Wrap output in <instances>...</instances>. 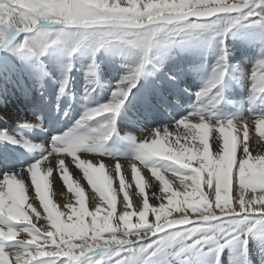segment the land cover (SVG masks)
I'll return each instance as SVG.
<instances>
[{"label": "snow or ice", "instance_id": "obj_1", "mask_svg": "<svg viewBox=\"0 0 264 264\" xmlns=\"http://www.w3.org/2000/svg\"><path fill=\"white\" fill-rule=\"evenodd\" d=\"M73 17L95 20L98 27H106L109 22L139 18L143 21V27L130 30L134 33H149L154 27H159L169 31L170 35H176L185 28L203 27L223 35L236 24L250 19L254 24L264 25V0H184L183 4L181 0H0V41L11 39L20 32H36L41 38L38 43L48 40L56 43L59 39H53L49 32L39 30V26L46 21ZM158 20L162 23L155 25L153 21ZM34 21L36 23H33ZM115 38L142 50L146 57L156 35L151 33ZM113 39L111 34H106L101 35L97 42ZM84 40L86 37H79L72 43L79 46ZM20 47L23 48L24 45ZM225 59L224 55L219 57L221 63L213 69L211 77L206 81L202 91L197 94L198 96H207L221 83L224 76L221 68ZM142 67V64L138 66L117 86L110 102L88 109L82 120L77 122V127H80L83 121L115 113L123 103V98L128 95V90L135 85ZM250 79L253 81L254 90L264 92V59L254 66ZM63 91L61 87V92ZM249 120H236L235 124L233 120H228L211 125L203 117H200L196 123H192L188 117L178 122L175 132H170L167 128L162 132L156 130L151 137L141 140L134 158L129 160L132 161L131 181L126 180L120 161L109 167L103 162L93 163L82 159L79 155L96 148L100 138L107 139L110 126L92 129L85 135H74L73 132H69L55 136L51 152L32 164L27 169L26 175L18 177L15 174H5L3 179H0V230L5 234L10 230L15 233L11 238L7 235L0 237V264H76L86 252L94 249H104L113 245L122 246L128 244L130 238L134 236L139 239L162 233L166 229H176L153 246L155 252L152 254L155 255L177 237L182 239L191 235L186 226L218 219L227 222L206 231L212 233L219 231L228 236L243 232L246 228L251 230L248 217L264 216V174L260 172L261 167H264L262 163L264 152L257 150L253 154L250 148ZM255 124V131L259 134L260 140H264V135L257 131L258 125H264V117L255 118ZM237 125L242 128V133ZM181 126L184 127L183 132L179 131ZM210 130L217 132V136L212 141L214 151H210ZM233 131H236V134H232ZM233 137L236 138L235 151H233ZM225 142L228 146L227 156H225ZM162 156L173 159H162ZM53 157L56 160L55 167L42 169V165ZM65 157H71L72 164L82 171L87 185L95 194L92 197L94 202L92 210L85 206L86 190L79 180L72 177L65 163ZM175 160H180L190 167H181L174 162ZM141 167L148 171L151 180L157 184L149 183L142 175ZM222 169L224 172L230 170V182L222 178ZM154 170H159V177L154 174ZM54 171L58 172L66 191L72 195V199L63 205L66 211L60 210L51 198L50 178ZM69 176L71 179L66 183ZM169 176L171 179L168 178ZM140 177L144 182L142 187L137 184ZM117 178L118 190L114 188V181ZM194 179L197 183L193 182ZM175 181L179 182L178 186H174ZM132 182L136 194L142 198V202L138 201L135 206L130 199ZM218 183L221 185L219 202L217 201ZM225 183H228L227 189L223 186ZM45 184L48 186V196L51 198L50 205L47 201L42 204L36 191L37 186L43 191ZM69 184L82 189L83 194L70 190ZM150 187H156L158 191L149 193L147 189ZM204 188L207 191H204ZM234 188L237 191L235 197L230 194ZM26 189L34 190L35 198L39 200L43 213L34 206V203L28 201ZM121 193L123 209L117 214L118 196ZM150 196L159 202L158 206L150 204ZM224 196H228V199L224 200ZM201 198L206 203H199ZM170 199L171 205H169ZM165 208L169 215H165ZM145 212L146 223L141 226L140 216ZM10 213L11 215L26 214L31 222L17 223L10 218ZM102 213L106 214L102 215ZM149 213L154 216V222H149ZM173 213L180 215L174 217ZM125 214L130 217L127 223L121 221V217ZM157 216L160 217L159 220ZM86 217H91L89 223L85 222ZM133 217L137 218L136 222H133ZM41 220L47 222V227L38 226ZM16 225L23 227L18 228ZM180 227H185L183 233L179 231ZM195 231L197 229L193 228L192 232ZM21 234H26L28 237L23 239L22 247L16 251H6L5 242L16 241ZM206 238L211 239V236ZM10 257H14V260L10 261Z\"/></svg>", "mask_w": 264, "mask_h": 264}, {"label": "bare ground", "instance_id": "obj_2", "mask_svg": "<svg viewBox=\"0 0 264 264\" xmlns=\"http://www.w3.org/2000/svg\"><path fill=\"white\" fill-rule=\"evenodd\" d=\"M259 29L240 28L236 37H248L251 40L258 35ZM229 34L232 31L228 30L225 37ZM198 36L192 42L174 48L152 45L146 57L143 51L121 41L89 42L86 39L76 46L66 43L62 38L60 43L51 46L47 42L38 43L41 38L36 32H20L11 39L0 41V133H3L0 135V179L5 174H15L18 177L26 175L32 164L51 152L55 136L69 132L85 135L92 129L110 126L107 139L100 138L96 148L79 155L82 159L93 163L103 162L109 167L120 161L126 180L131 181L132 161L129 160L134 158L141 140L151 137L156 130L162 132L167 128L170 132H175L176 125L184 118L190 117L192 123L198 122L200 115L195 114L201 113L200 108L205 99L218 101L215 107L222 118L221 122L233 120L235 124L236 120L250 119V148L253 154L257 150L264 152V140H260L255 131V118L264 117V92L256 100L255 96L260 92L253 89V81L250 79L254 66L264 59V51L262 54L256 52V55L250 57L249 54L234 53L224 42L220 46H212L215 39L212 34H202L200 39ZM20 45L24 47L21 48ZM221 55L226 57L221 68L224 72L221 83L212 90V96H198L211 77L212 68L215 69L221 63ZM141 64L143 67L135 85L128 90V95L123 98V103L115 113L83 121L77 127V122L82 120L88 109L110 102L117 86ZM193 72L198 75L194 76ZM219 91L225 95L224 100L219 97ZM187 111H190L188 117H184ZM37 117L45 119L44 122ZM230 117L232 119H228ZM56 118L67 123L60 133L48 126L49 120ZM209 123L217 124L211 121ZM237 128L242 133L239 125ZM179 131L183 132L184 127L181 126ZM257 131L264 135V125H258ZM232 134H236V131ZM216 136L217 132L210 130V151H214L212 141ZM101 141L109 143V146L104 147ZM22 154H25L24 159ZM54 157L46 161L42 169L55 167ZM65 163L72 177L79 180L85 188V206L92 210V197L95 194L87 185L82 171L72 164L71 157H65ZM9 164L13 166L11 170L8 168ZM140 170L150 184H157L151 180L146 169L141 167ZM168 178L171 179L170 176ZM50 180L51 198L60 210L66 211L63 205L72 199V195L66 191L58 172L54 171ZM143 183V178L140 177L137 184L142 186ZM178 183L175 181L174 186H178ZM132 185L130 199L135 206L138 201L142 202V198L136 194L134 182ZM114 188L118 190V178L114 181ZM147 191L151 193L158 191V188L150 187ZM204 191L207 189L204 188ZM25 194L28 201L43 213L34 190L26 189ZM230 194L233 197L237 195L235 188ZM122 200L121 193L118 196L117 214L123 209ZM149 202L153 206H158L159 203L151 196ZM179 215L180 213H173L174 217ZM90 220L91 217L85 218L86 223ZM136 220L133 217V222ZM148 220L154 222L151 213ZM38 226L47 227V222L41 220ZM16 227L22 228L23 225ZM172 230L166 229L162 233L142 238L148 240L152 236L160 237L171 234ZM17 238L16 241L5 242L6 251L19 250L23 239L28 237L21 234ZM260 241H264V231L247 229L243 237L229 243H223V238L217 232L211 241H202L200 245L188 247L180 254H174L175 248L168 245L161 255L154 260L148 258L149 261L144 264H264V254L260 255L261 259L255 256V253L260 254L258 249L264 250V247L258 245ZM141 242V238L134 236L128 244L123 245L129 249L125 264H140L141 258L139 259L135 250L138 246L140 248L143 244ZM114 246L105 248L106 251L101 254L97 253L98 249L86 252L76 264H109L106 253L112 251ZM12 260L14 257H10V261Z\"/></svg>", "mask_w": 264, "mask_h": 264}, {"label": "rangeland", "instance_id": "obj_3", "mask_svg": "<svg viewBox=\"0 0 264 264\" xmlns=\"http://www.w3.org/2000/svg\"><path fill=\"white\" fill-rule=\"evenodd\" d=\"M198 22L204 23V21H198ZM240 28H248L249 30L251 28H260V29L258 30V35L256 37H252L251 40H248V37H244V38H237L236 37L240 31ZM229 31L230 32L232 31V34H229L228 37H225L226 32L223 33V35H220L210 28H203V27L202 28H193V29L185 28L179 34L170 35L166 40H161L159 37H157L153 43V45H154L153 47H156V46L159 47L160 46L159 48H161V47L167 46V47L174 48L176 46L192 42L194 40V37H197V35H199L198 38L200 39V36H202V34H212L215 37L212 46H215V45L220 46L221 42H224L226 45L230 46V49H232L231 51H233L234 53L244 54V55L249 54L250 57L252 55H256L258 52H260L262 54V52L264 51V42H263L264 25L254 24L252 22V20L250 19L248 21H242L241 23L236 24L235 26L231 27L229 29ZM192 36H193V38H191ZM190 38H191V40H190ZM61 40H62V38L60 40H58L56 43H51V40H48L46 42L52 46V45H57L58 43L61 42ZM113 41H117V40H107L104 42L109 43V42H113ZM121 42H123V41H121ZM133 48H135V47H133ZM135 49L140 50L138 48H135ZM0 52H1V50H0ZM212 69H214V68H212ZM193 75L196 76L198 74L196 72H193ZM212 93H213V91L209 93V96H212ZM218 95H220L219 97L221 98V100L225 99V95L223 94L222 91H219ZM257 95L255 96L256 100H258L262 97L263 92H260ZM217 102H218L217 100L205 99V102L203 103L202 107L200 108L201 113H197L195 115H200V117L207 119V121H209V122L210 121L214 122V123L221 122L222 118L217 113L216 107H215ZM189 112L190 111L185 112L184 117H188L187 115ZM39 117H37V119L43 123L45 119L39 118ZM228 119H232V117H230ZM50 122H51V119L49 120L48 126H49V128H52V126L50 125ZM30 138H31V136H30ZM101 144H103L104 147L109 146V143H107V142L103 143V141H101ZM17 151L19 152V149ZM24 155L25 154L21 155L23 159L25 158ZM249 217H248V221H249V227L251 230H253L254 232L255 231H264V216L256 215L253 217L252 216H249ZM237 219H243V217H237ZM257 221H259V223H256ZM226 222H227V220H219L218 219V221L216 220V221H211V222H207V223L188 225V226H186V228H187L188 232H191V235L185 236L182 239L177 237V239L172 241L169 245H172L175 248L173 250L174 254H180L184 250H186L188 247H194V246L200 245L202 241H206V242L211 241L215 237V234H217V232L223 238V243H229L233 239L243 237L244 232L248 229V228H246L243 232H236V233L228 235V236L223 235L219 231H216L214 233L206 231V229L212 228L216 225H220V224L226 223ZM193 228H196L197 231L192 232ZM174 231H176V229L172 230L171 233ZM179 231H181L183 233L185 231V227H180ZM164 236L165 235H162L160 237L152 236V238H149L148 240L141 238V241H142L141 243H143V244L140 245V248L138 246L137 249L135 250V252H137L139 259L141 258L140 264H144L145 261L147 262L149 260H154L155 257H157L158 255H161L165 251L166 247L162 251L156 252L155 255L152 254L153 252H155V248L153 246L155 244H157L160 241V239L163 238ZM208 236H211V239L206 238ZM258 245L261 247H264V241H260ZM258 245H256V246H258ZM258 250H259L260 254L258 255V253H255V256H258L261 259L262 257L260 255L264 254V250H261V249H258ZM258 250H256V251H258ZM128 251H129V249L124 247L123 245L122 246H114L112 251H109L106 253L107 258L109 260V264H125L126 258H127L126 254ZM148 258H149V260H148Z\"/></svg>", "mask_w": 264, "mask_h": 264}, {"label": "clouds", "instance_id": "obj_4", "mask_svg": "<svg viewBox=\"0 0 264 264\" xmlns=\"http://www.w3.org/2000/svg\"><path fill=\"white\" fill-rule=\"evenodd\" d=\"M181 3H184V0H181ZM163 22H171V21H163ZM33 23H36L35 21ZM155 25H159L162 23V21H153ZM143 27V21L139 18H134L130 19L127 21H122V22H109L108 26L106 27H98L97 22L95 20H88V19H77V18H63L59 19L56 21L52 22H44L39 26V30L42 31H47L51 34L53 39H61L63 38L66 43H72L75 39L79 37H86V39L89 42H97L98 39L101 37V35H106V34H111L114 39L117 40L115 37H120V36H140V35H147L151 33H155L156 38L159 37L161 40H166L169 36L170 33L167 30H164L163 28L159 27H154L153 29L150 30L149 33H134L130 30L136 29ZM235 137H233V151H235ZM155 143V141L153 142ZM227 142H225V156H227ZM169 151H172L169 149ZM162 159H167V160H172V157H167V156H162ZM175 163L179 164L181 167H190V165L184 164L180 160H175ZM264 163V162H262ZM91 167V165H89ZM193 171H198L197 169H192ZM94 171H100L98 169H94ZM253 171L255 173V168L253 166ZM260 172L264 174V167H261ZM154 174L159 177V170H154ZM87 175V173H85ZM222 178L225 180H228L230 182V170L228 172H224L222 169ZM71 177L69 176L67 180L65 181L68 183V180H70ZM89 180H91V177H89ZM194 183H197V181L194 179ZM165 185H167V182L165 181ZM69 189L72 191H79L81 195L83 194L82 189H79L78 187H74L73 185L69 184ZM138 186L142 187L141 185L138 184ZM220 184L218 183L217 185V201L219 202L221 199L220 196ZM225 189L228 188V183H225L223 185ZM166 190V189H165ZM37 195L40 199V202L44 204L47 201V204H51V198L48 196V186L47 184L44 185L43 191L39 186L36 188ZM110 195V194H109ZM224 200L228 199V196L223 197ZM199 203H206V201L201 198V201ZM172 204L171 199L169 200V205ZM147 207V205H145ZM207 211V209H205ZM165 215H169L165 208ZM10 218L15 220L17 223L24 222V223H30L31 219L28 217L26 214H19V215H11L10 213ZM146 218L147 214L142 213L140 216V220L142 221L141 226H144L146 223ZM160 217L157 216V220H159ZM128 220H130V217L125 214V216L121 217V221L123 223H127ZM131 227V225H129ZM7 235L9 238L15 235L14 232L10 230L8 234H5L2 230H0V237H3ZM51 235V233H49ZM115 239V238H114Z\"/></svg>", "mask_w": 264, "mask_h": 264}]
</instances>
